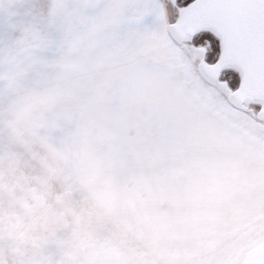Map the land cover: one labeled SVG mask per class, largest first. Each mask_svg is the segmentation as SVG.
I'll use <instances>...</instances> for the list:
<instances>
[{"label": "rangeland", "instance_id": "obj_1", "mask_svg": "<svg viewBox=\"0 0 264 264\" xmlns=\"http://www.w3.org/2000/svg\"><path fill=\"white\" fill-rule=\"evenodd\" d=\"M108 2L0 0V264H261L264 212L243 191L205 189L194 213L190 182L53 102L104 70L126 27L90 32ZM178 6L149 0L170 19Z\"/></svg>", "mask_w": 264, "mask_h": 264}, {"label": "snow or ice", "instance_id": "obj_2", "mask_svg": "<svg viewBox=\"0 0 264 264\" xmlns=\"http://www.w3.org/2000/svg\"><path fill=\"white\" fill-rule=\"evenodd\" d=\"M176 2L170 19L149 0H109L90 32L126 27L98 61L104 70L53 102L77 111L85 131L114 128L118 154L190 182L194 213L205 189L227 202L243 191L264 212V0Z\"/></svg>", "mask_w": 264, "mask_h": 264}]
</instances>
